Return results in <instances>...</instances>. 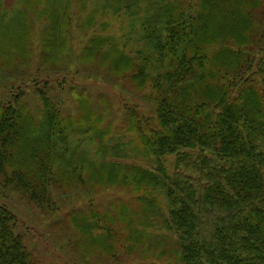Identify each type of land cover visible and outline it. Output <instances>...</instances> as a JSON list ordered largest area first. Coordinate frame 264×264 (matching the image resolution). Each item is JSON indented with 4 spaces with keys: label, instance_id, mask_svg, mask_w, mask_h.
I'll return each mask as SVG.
<instances>
[{
    "label": "trees",
    "instance_id": "1",
    "mask_svg": "<svg viewBox=\"0 0 264 264\" xmlns=\"http://www.w3.org/2000/svg\"><path fill=\"white\" fill-rule=\"evenodd\" d=\"M23 20L0 53V188L43 211L116 191L73 217L86 264L154 242L170 264H264V0H40ZM0 264H36L1 201Z\"/></svg>",
    "mask_w": 264,
    "mask_h": 264
},
{
    "label": "rangeland",
    "instance_id": "2",
    "mask_svg": "<svg viewBox=\"0 0 264 264\" xmlns=\"http://www.w3.org/2000/svg\"><path fill=\"white\" fill-rule=\"evenodd\" d=\"M3 0H0V6ZM40 0H5L8 8L15 9V14L11 20L5 25L0 36V53L5 60H10L12 50L14 52H21L23 39L30 35L29 29L24 23L23 13L27 9H31L37 5ZM82 1V0H81ZM236 19V15L231 16V20ZM209 21V20H208ZM213 26L218 25L223 27L221 31L215 30L216 35L220 32L231 30V22H222L218 19H212ZM214 33L210 29V33ZM35 58V62L28 69L26 76L19 80L27 95L32 97L28 100L29 104L34 106L37 103L35 96V88L30 82V78L37 81V87H43L41 84V70L39 69V62ZM55 77V76H52ZM45 78V77H44ZM17 83V84H18ZM56 85V81L51 79L50 88ZM116 86L119 91L112 94L108 93L113 102L119 100L120 96L129 95L131 88L128 82L119 81ZM7 89H0V96L4 98L7 95ZM15 91H11L8 96L13 97ZM65 100L68 101L70 97L65 95ZM61 194V192H60ZM88 199H77L73 202H67L60 205L59 211L40 210L33 203L26 199H22L19 195H13L11 192L0 188V201L15 214L18 222V233L23 236L27 248L32 253L36 264H86L88 255H85L81 246L77 245V240L81 239V235L76 230V224L73 217L78 214L81 208H85L90 201V197L97 202L102 208L107 207L120 195L113 190L99 191L94 195H86ZM60 199L61 195H56ZM76 211V212H74ZM140 239V238H139ZM142 241V240H140ZM173 243H170V245ZM169 244L165 246L161 243L154 242L150 244L154 252L166 253L159 256L151 255L147 259L141 256L133 258L127 256H120V258L105 259L104 264H170L171 255L174 247ZM164 247V248H163ZM163 250V251H162ZM91 257V256H90ZM90 264H96L95 258H92Z\"/></svg>",
    "mask_w": 264,
    "mask_h": 264
}]
</instances>
